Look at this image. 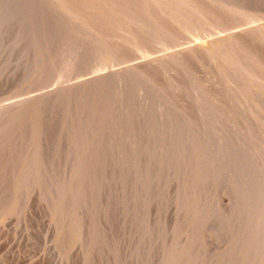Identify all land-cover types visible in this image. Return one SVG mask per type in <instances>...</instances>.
<instances>
[{"label":"rangeland","instance_id":"374dc122","mask_svg":"<svg viewBox=\"0 0 264 264\" xmlns=\"http://www.w3.org/2000/svg\"><path fill=\"white\" fill-rule=\"evenodd\" d=\"M178 1L0 0V264H264V0Z\"/></svg>","mask_w":264,"mask_h":264},{"label":"bare ground","instance_id":"6f19581e","mask_svg":"<svg viewBox=\"0 0 264 264\" xmlns=\"http://www.w3.org/2000/svg\"><path fill=\"white\" fill-rule=\"evenodd\" d=\"M78 1V0H77ZM142 1V0H141ZM205 1V0H204ZM159 2V1H158ZM157 2V3H158ZM161 2V1H160ZM181 3L180 5L179 4H177V5H179V10H181L182 12L184 11V12H186V9L187 10H189L190 8L193 10H195V9H197V7L200 5L201 6V4H200V2H199V0H179L178 1V3ZM220 2H222V1H220ZM142 4V3H141ZM208 4H209V2H208ZM207 4V5H208ZM261 4V3H260ZM156 5V4H155ZM158 5V4H157ZM187 5H189V6H187ZM207 5H203L202 4V6H203V8L204 7H206ZM231 5V4H230ZM141 6V5H140ZM149 6H150V4H149ZM199 6V7H200ZM201 6V7H202ZM217 6V5H216ZM216 6H215V4H214V7H211L212 8V14H210V16H211V18L212 19H214V16L216 15V14H218L217 12H215L214 11V9L216 8ZM175 7V6H174ZM173 7V8H174ZM189 9H188V8ZM208 7V6H207ZM210 7V6H209ZM218 7V6H217ZM247 7V6H246ZM211 8H209V10L211 9ZM176 9V8H175ZM199 9V8H198ZM207 9V8H206ZM216 9H220L219 7L218 8H216ZM234 9V8H233ZM166 10H168V8H166ZM178 10V9H177ZM123 11V9L122 10H120L119 9V11L116 13L118 16H120V13ZM154 11V10H153ZM169 11V10H168ZM245 11H246V9H245ZM157 12L159 13V10H157ZM157 12H155V13H157ZM183 12V13H184ZM199 12H200V9H199ZM209 12V11H208ZM207 12V13H208ZM123 13V12H122ZM146 13V12H145ZM150 13V12H149ZM153 13V12H152ZM151 13V15H153ZM181 13V12H180ZM182 13V14H183ZM198 13V12H197ZM210 13H211V11H210ZM115 14V13H114ZM165 14V13H164ZM169 14V13H168ZM167 14V15H168ZM179 14V13H178ZM150 15V16H151ZM118 16H116V17H118ZM189 16H191V15H189ZM121 17V16H120ZM152 17V16H151ZM153 18V17H152ZM155 18V17H154ZM153 18V19H154ZM194 18V17H193ZM231 17H229V19H230ZM135 19V18H134ZM155 19H158V18H155ZM174 19V18H173ZM189 20V19H188ZM152 21V20H151ZM211 21V20H210ZM227 21V20H226ZM143 22V21H142ZM100 23V22H99ZM208 23H210V22H208ZM98 24V23H97ZM103 26V25H102ZM101 26V27H102ZM157 26H158V24H157ZM171 26V25H170ZM217 26V25H216ZM253 26V25H252ZM100 27V26H99ZM226 27V26H225ZM234 27V26H233ZM236 27H237V25H236ZM152 28V27H151ZM183 28V27H182ZM223 28V27H222ZM230 28V27H229ZM156 29V28H155ZM212 29V28H211ZM235 29V27L233 28V30ZM222 30V29H221ZM231 30V29H230ZM245 30V29H244ZM243 30V32H239V33H237V37H239L238 35H240V37H242L243 35H244V39H245V43H249V44H251L250 45V47L251 46H253V49L251 48V51L253 52V57L251 58L252 59V61L250 62L251 64H253V63H255V62H257V61H262V64L264 65V24L262 25V26H260L259 28L258 27H251L250 29H246L245 31ZM97 31V30H96ZM215 31V30H214ZM213 31V32H214ZM232 31V30H231ZM218 32V31H217ZM232 32H235V30L234 31H232ZM161 33H163L162 31H161ZM230 34V33H229ZM233 34V33H232ZM218 35V34H217ZM231 35V34H230ZM242 35V36H241ZM199 36V35H198ZM229 36V35H228ZM158 37H160V36H158ZM158 37H157V39H158ZM233 38V37H232ZM231 38V39H232ZM243 38H240L241 40H239L238 38V40H237V42L238 41H240V45H244V42L242 41V39ZM220 39V38H219ZM219 39H217V40H219ZM128 41V40H127ZM131 43H132V41H130ZM228 42V41H227ZM235 42V41H234ZM126 43H128V42H125V47H126ZM236 43V42H235ZM122 44V43H121ZM220 42H217V43H215V44H212L213 46H208V47H204V51H203V49H200L199 47H197L196 49H194V50H190V54L189 53H187V55L190 57V61H191V58H194L193 56H191V55H195V54H197V55H195V57H197L198 56V53H200L201 52V50H202V54H209V56L210 55H212L213 53V50H215V49H213V48H216L217 49V51L219 50V49H221V47H222V45L220 44ZM127 45H130V44H127ZM246 45H248V44H246ZM232 46H236V45H232ZM245 46V45H244ZM249 46V45H248ZM196 47V46H195ZM229 47V46H228ZM241 47V46H240ZM223 48V47H222ZM185 49V48H184ZM238 49V48H237ZM243 49V48H242ZM231 50V49H230ZM239 50V49H238ZM241 50V49H240ZM216 51V50H215ZM214 51V52H215ZM250 51V52H251ZM235 52V51H234ZM238 52V51H237ZM177 53V52H176ZM180 53V52H179ZM182 53V52H181ZM186 53V52H185ZM212 53V54H211ZM178 54V53H177ZM233 54V53H232ZM260 54V55H259ZM222 55V54H221ZM185 55H184V53H182V55H177V57L179 58L178 60H181L182 59V57L184 58V59H186L185 57H184ZM199 56H201L200 54H199ZM216 56V55H215ZM241 56V55H240ZM239 56V57H240ZM252 56V55H251ZM222 57V56H221ZM255 57V58H254ZM199 58H201V57H199ZM204 58H205V56H204ZM233 58V57H232ZM195 59V58H194ZM163 60V59H162ZM161 60V61H162ZM174 60V59H173ZM187 60V59H186ZM193 60V59H192ZM208 60V59H207ZM224 60V59H223ZM233 60V59H232ZM226 61V60H225ZM172 62V61H171ZM170 62V63H171ZM182 62H183V60H182ZM196 62V61H195ZM198 62V61H197ZM154 63V62H153ZM155 63H157L156 61H155ZM180 63V62H179ZM188 63H190V62H188ZM238 63V62H237ZM258 63V62H257ZM256 63V64H257ZM261 63V62H260ZM152 65V62H150L148 65H147V63L145 64V65H147L148 67L149 66H151ZM203 64H204V62H203ZM259 64V63H258ZM160 65H163V64H160ZM191 65V64H190ZM207 65V64H206ZM215 65V64H214ZM220 65V64H219ZM231 65V64H230ZM229 65V66H230ZM233 65V64H232ZM260 65V64H259ZM141 66V65H140ZM146 66V67H147ZM158 66V65H157ZM218 66V65H217ZM228 66V65H227ZM134 67V66H133ZM137 68V67H136ZM136 68H134V69H136ZM138 68H140V67H138ZM137 68V69H138ZM143 68V67H142ZM176 68V67H175ZM227 68V67H226ZM141 69V68H140ZM144 69H146L145 67H144ZM189 69V68H188ZM203 69H206V68H203ZM220 69V68H219ZM214 70V69H213ZM228 70V69H227ZM254 70V69H253ZM186 72V71H185ZM188 72V71H187ZM252 72V71H251ZM62 73V72H61ZM139 73V72H138ZM146 74V73H145ZM150 75V74H149ZM242 75H243V73H242ZM258 75V74H257ZM202 76V75H201ZM224 76V75H223ZM225 77V76H224ZM264 79V78H263ZM178 80V79H177ZM200 80V79H199ZM198 80V81H199ZM230 80V79H229ZM176 81V80H175ZM206 81V80H205ZM204 81V82H205ZM81 83V82H80ZM176 84V83H175ZM224 84V83H223ZM222 84V85H223ZM237 85V84H236ZM263 85V84H262ZM93 86V85H92ZM86 87H88V84H87V86ZM248 87V86H247ZM211 88V87H210ZM223 88V87H222ZM264 88V87H263ZM96 89V88H95ZM79 91V90H78ZM248 91H249V89H248ZM67 92V91H66ZM81 93V92H80ZM262 94V93H261ZM74 95V94H73ZM254 96V95H253ZM255 97V96H254ZM218 98H219V96H218ZM39 103H40V101H38ZM41 102H42V100H41ZM43 102H45V101H43ZM254 102V101H253ZM40 104H42V103H40ZM20 105V104H19ZM248 105V104H247ZM255 105V104H254ZM249 107V106H248ZM260 107V106H259ZM214 108V107H213ZM227 116V115H226ZM227 121H228V119H227ZM253 138V137H252Z\"/></svg>","mask_w":264,"mask_h":264}]
</instances>
